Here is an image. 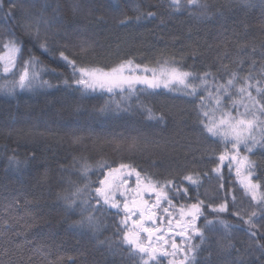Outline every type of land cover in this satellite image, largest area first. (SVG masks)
I'll return each mask as SVG.
<instances>
[{
  "label": "trees",
  "instance_id": "1",
  "mask_svg": "<svg viewBox=\"0 0 264 264\" xmlns=\"http://www.w3.org/2000/svg\"><path fill=\"white\" fill-rule=\"evenodd\" d=\"M10 2L16 0H6L5 7ZM201 2L208 5L210 16L201 17L200 10L195 8L174 11L169 8L168 0H35V13L42 11L45 16L55 15L58 23L52 26L53 29L78 30L71 41L58 38L59 43H74L81 37L93 42V49L81 57L82 64L112 65L128 57L135 58L136 63L155 67L163 54L165 58L172 55L176 59L184 58L187 65H194L189 69L191 71H204L206 66L215 63L217 52L223 51V47L217 49V45L226 43L234 55L237 43L259 46L264 41L262 0ZM217 10L223 12V16L217 15ZM146 12L157 15L121 23L126 17L134 18ZM21 19L22 13L17 9L14 20L9 24L0 21V25L6 28ZM16 33L25 42V58L30 50L44 66L56 69L62 75H43L42 78L53 87L18 88L11 95L0 92V224L7 220L12 225L10 236L16 232L23 233L15 243L24 244V264H55L57 261L59 264H126L119 255L113 256L97 243L106 237L115 239L113 233L118 217L114 210L104 212L102 234L93 237L86 228L73 226V221L80 219L79 209H66L64 202L57 199V193L68 188L69 178L81 185L85 182L78 169L71 167L73 158L84 156L89 163L101 159L115 161L113 167L119 163H132L163 177L169 172H183L191 167L207 172L216 165L208 159L211 153L205 150L211 149L218 156L223 150L222 145L201 134L194 123L190 99L179 92L158 89L154 94L140 95V101L164 114L163 122L146 120L135 109V98L130 101L132 110L100 114L96 110L110 99L108 94L94 92L82 96L75 87L66 88L62 81L69 79L71 83L70 70L59 60L55 48L53 52L42 54L28 42L27 36L21 34L19 27H16ZM193 52L197 54L196 59L191 58ZM113 98L120 99L119 96ZM74 137L83 139L76 144ZM13 150L18 158H27L28 161L19 170L8 163ZM241 153L259 165L257 172L264 182V149L257 147L253 153H244L241 149ZM62 168L67 171H62ZM222 171L225 190L236 195L241 208L251 211L249 198L245 197L240 183L244 173L237 176L235 168L230 172L227 167ZM98 176V170L94 169L89 172L88 179L95 181ZM217 182L216 175L211 174L199 192L223 196V192L214 191ZM191 194L195 195V190ZM204 198L201 195V199ZM14 199L20 201L19 207L13 205L15 211L6 213V206ZM234 210L230 203L229 213L221 217L237 225L227 238L222 231L209 234L214 260L217 242L235 244L241 254L252 243L247 234L248 225L230 214ZM205 212L209 219H213L207 209ZM10 216L22 219L15 221ZM262 222L255 221L257 224ZM199 223L202 225L203 220ZM193 243L199 244L200 241L195 239ZM3 244L4 238L0 237V251ZM38 246H43L47 260L43 256H34L28 261L27 256L32 254L30 250ZM207 254L205 251L198 258L202 260ZM234 256L236 252L233 250L231 257L222 259ZM257 257H260L259 251L243 256L245 264H262L264 257ZM161 264H167V261Z\"/></svg>",
  "mask_w": 264,
  "mask_h": 264
},
{
  "label": "snow or ice",
  "instance_id": "2",
  "mask_svg": "<svg viewBox=\"0 0 264 264\" xmlns=\"http://www.w3.org/2000/svg\"><path fill=\"white\" fill-rule=\"evenodd\" d=\"M5 2L0 0V21L9 24L15 19L17 9L22 13V19L6 28L0 25V92L11 95L18 88L53 87L42 78L43 75H62L56 69L44 66L30 50L25 58V42L16 33V27H19L21 34L27 36L28 42L42 54L53 52L55 48L59 60L70 70L71 83L69 79L62 81L66 88L75 87L82 96L94 92L109 95L110 99L96 110L100 114L132 110L130 101L135 98V109L146 120L163 122L164 114L157 113L150 105L140 101V95H151L158 89L179 92L190 99L194 123L201 134L222 145L223 150L218 156L211 149L205 150L211 153L208 159L216 165L207 172L191 167L183 172H169L163 177L132 163H119L113 167L115 161L101 159L89 163L84 156L74 157L71 167L78 169L85 182L81 185L69 178L68 188L57 193V199L64 202L66 209H79L80 219L73 221L74 227L86 228L93 237H98L102 234L104 212L114 210L118 217L113 233L115 239L106 237L97 240V243L113 256L119 255L126 264H161L165 260L167 264H245L244 254L255 251L264 257V222L255 223L257 220L264 221V182L257 172L259 165L241 153V149L244 153H253L257 147L264 149V41L259 46L248 42L237 43L234 55L229 52L226 43L217 45V49L223 47V51L217 52L215 63L206 66L204 71H191L189 69L194 65H187L184 58L176 59L175 55L165 58L163 54L155 67L136 63L135 58L128 57L112 65L82 64L80 59L93 49V42L81 37L74 43H59V39L71 41L78 33L77 29H53L52 26L58 23L55 15L45 16L42 11L36 14L35 0H16L8 7H5ZM168 6L177 12L182 8H195L200 10L201 17L211 15L208 5L201 0H168ZM216 14L223 16L219 10ZM156 15L155 12L141 13L134 18L126 17L121 23L155 18ZM53 58H56L55 53ZM191 58H197L196 52ZM115 96L120 99H114ZM76 110H79V105ZM82 139L74 137L73 142L79 144ZM31 158L35 159L34 156ZM27 162V158H18L15 150L8 157L9 166L17 170ZM224 167L230 172L235 168L237 176L244 173L240 183L245 197L249 198L251 211L241 208L236 195L225 190ZM94 169L98 170L99 176L91 181L88 175ZM61 170L67 171L64 168ZM213 173L218 181L214 191L223 192V196L199 192L204 180ZM193 190L195 195L191 194ZM201 195L205 198L201 199ZM230 203L235 209L230 214L248 225L247 234L252 243L241 254L235 244L217 242L214 260L209 234L222 231L227 238L237 227L221 218L229 213ZM19 204L20 201L14 199L6 206V213L15 211L13 205L19 207ZM205 209L213 219L208 218ZM10 219L18 221L22 217L10 216ZM201 220L202 225L199 223ZM11 227L7 220L0 224V237L4 238L0 264H24V244L15 243V239L23 233L16 232L10 236ZM195 239L200 243H193ZM233 250L236 256L222 259L224 256L231 257ZM30 251L32 254L27 256L28 261L34 256H43L47 260L43 246ZM205 251L208 254L199 259Z\"/></svg>",
  "mask_w": 264,
  "mask_h": 264
}]
</instances>
